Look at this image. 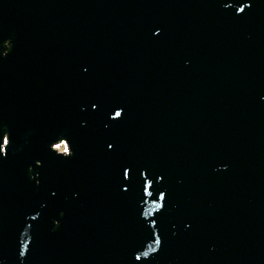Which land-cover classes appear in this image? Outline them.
<instances>
[{"label": "water", "instance_id": "water-1", "mask_svg": "<svg viewBox=\"0 0 264 264\" xmlns=\"http://www.w3.org/2000/svg\"><path fill=\"white\" fill-rule=\"evenodd\" d=\"M0 264H264V0H0Z\"/></svg>", "mask_w": 264, "mask_h": 264}]
</instances>
